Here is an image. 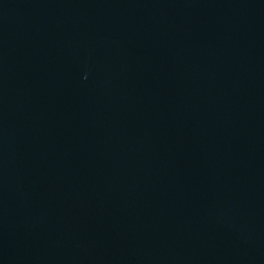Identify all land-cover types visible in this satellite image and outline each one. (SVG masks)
<instances>
[{
    "label": "water",
    "instance_id": "obj_1",
    "mask_svg": "<svg viewBox=\"0 0 264 264\" xmlns=\"http://www.w3.org/2000/svg\"><path fill=\"white\" fill-rule=\"evenodd\" d=\"M0 264H264V0H0Z\"/></svg>",
    "mask_w": 264,
    "mask_h": 264
}]
</instances>
